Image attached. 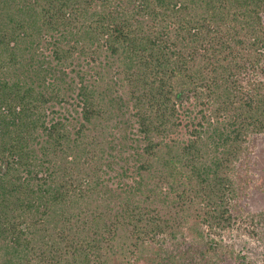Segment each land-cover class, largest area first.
I'll return each instance as SVG.
<instances>
[{"label":"trees","instance_id":"trees-1","mask_svg":"<svg viewBox=\"0 0 264 264\" xmlns=\"http://www.w3.org/2000/svg\"><path fill=\"white\" fill-rule=\"evenodd\" d=\"M263 15L264 0H0V264H123L190 237L182 253L217 257L234 165L264 135ZM101 58L105 82L87 76Z\"/></svg>","mask_w":264,"mask_h":264},{"label":"rangeland","instance_id":"rangeland-1","mask_svg":"<svg viewBox=\"0 0 264 264\" xmlns=\"http://www.w3.org/2000/svg\"><path fill=\"white\" fill-rule=\"evenodd\" d=\"M98 62L99 60L96 61V66L94 64L88 70L87 76L97 77L94 74L95 71L101 70L102 74L105 73V80L103 81L105 82L109 75L106 71L110 69V61L101 58V64H97ZM87 68L89 67L87 66ZM72 107L66 105V107L58 108L60 112H57V115L68 114L67 110L74 113ZM195 121L197 120L195 119ZM116 130L119 135H123L125 131H120L118 127L113 128V131ZM127 131L130 130L127 129ZM245 145L246 147L239 160L236 161L233 171V177L236 179L238 188L237 197L232 202V212L236 220L232 227L221 231L219 235H214L217 242L222 239L221 250L217 257L210 258L211 255L207 257L200 256L198 254L200 249L197 247L202 248L201 243H195L190 252L182 253L190 245L189 243L185 244L186 241L191 239L190 237L187 240L184 239L185 242L179 243L176 247L170 242L171 245L166 247V250L161 249L159 254L154 252V250L159 251V244H155L152 251L147 248V251L143 252L146 254L142 258L127 262L123 260V264H248V261L253 260L257 264L261 263L263 260L261 256L264 252V135H252ZM107 170L108 173L104 175V186L102 187L106 192L104 198L108 201L110 196L113 195L111 200L114 201L117 198L113 193V189L119 187V178L116 177V171L120 172V167L115 165L112 166V169L107 168ZM182 230L184 233L188 231L186 227ZM204 236L210 238L208 233ZM258 236H261V239H258ZM167 253L175 255L181 253V255L174 263L167 258ZM164 255L166 258H162ZM111 264H116V262Z\"/></svg>","mask_w":264,"mask_h":264}]
</instances>
